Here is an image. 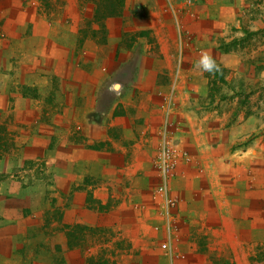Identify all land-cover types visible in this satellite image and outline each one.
<instances>
[{
	"label": "rangeland",
	"instance_id": "374dc122",
	"mask_svg": "<svg viewBox=\"0 0 264 264\" xmlns=\"http://www.w3.org/2000/svg\"><path fill=\"white\" fill-rule=\"evenodd\" d=\"M93 2L0 0L1 247L32 254L40 246L41 264H65L64 245L54 243L59 253L50 257L44 239L51 227L65 232L50 226L73 216L63 206L87 203L92 219L107 218L90 234L119 239L104 241L80 263L117 264L119 248L124 255L131 243V215L113 209L133 202V179L148 188L142 203L151 205L156 230L150 256L139 264H242L247 249L249 264L257 254L264 264V241L250 239L264 230V155L239 156L240 140L226 137L227 124L198 119L212 117L216 106L232 115L262 106L264 0H125L122 16L100 22ZM204 55L210 69L200 64ZM178 67L191 121L176 111ZM152 89L161 112L156 132H143L151 137L145 148L152 167L147 176L127 177L115 158L129 152L146 125L142 111L152 104ZM259 134L264 140V130L250 132L249 140ZM194 136L203 140L201 159ZM163 137L170 148L166 181ZM97 184L106 185L103 203L93 197ZM217 185L222 199L213 192ZM228 199L236 218L211 227L213 203L225 208ZM117 217L123 224L108 223ZM168 218L172 253L161 246Z\"/></svg>",
	"mask_w": 264,
	"mask_h": 264
},
{
	"label": "crops",
	"instance_id": "0c3cea01",
	"mask_svg": "<svg viewBox=\"0 0 264 264\" xmlns=\"http://www.w3.org/2000/svg\"><path fill=\"white\" fill-rule=\"evenodd\" d=\"M174 43L177 44V40L175 38ZM230 58H226L228 60ZM179 66V65H178ZM179 67L177 68V72L175 75V78L178 81V85L180 84V73H179ZM184 85V84H183ZM178 92H180L181 101L178 104L177 112L179 115L187 117V119H192V112L187 107V92L182 89V83L179 85ZM258 93V92H257ZM187 96V97H186ZM153 99V101H152ZM146 100H151L152 104L146 109L147 112L142 111V114H147L146 118H148L147 123L145 126H142L138 133V139L133 143L131 148L129 147V152L120 153L121 155L116 156L115 161L118 165H121L123 168L124 175L127 177H142L147 176L150 173L151 169V160L152 158H149V155H147V148H145L146 141H150V136L147 138H143V132L146 131L147 133H155L158 129L157 123L159 122L158 119L161 118V112L160 109L154 105V103L158 100L157 96V89L148 92V95L146 97ZM218 101L213 102V106L217 104ZM262 106H259V103H257L255 106L252 107V111L241 109L238 111L236 115L231 114V110L229 111H223L218 106L214 107L213 114L211 116L202 115L198 119H200V122L203 120H206L208 117L219 121L221 124L225 123L227 124L225 126V130H227V138L229 140H240V147L237 150V153L239 156L244 155L248 156V152L255 151L258 157H261L264 155V140H262L260 134L254 137V139L249 140L250 132L252 131H261L264 130V94L262 95V99L260 101ZM193 118H195V115H193ZM262 128V129H261ZM261 140V141H260ZM193 144L195 146V158H200V154L202 153V145L203 140L201 137L194 136L193 138ZM197 154V155H196ZM204 159L208 160L207 157H204ZM212 168V166H211ZM214 169V168H213ZM211 170V169H210ZM130 187L132 189L131 197L133 199V202H131L130 205L127 204H119L116 208L113 209L114 212L117 213H127L126 209H129L130 211V217L128 219V224L130 227V235L129 239L131 243L129 244V249H126V252L124 255H120L121 253V247L119 248V254L117 256L121 257V260H118L117 264H139L137 262V259L143 258V257H149L150 255V249L149 244L152 242L151 237H153L156 234V230H154L151 227V220L154 218L152 217V207L151 205H143L142 201L144 198V194H146L148 188L144 186V184H137L131 179L130 181ZM106 185L105 184H97L95 188L93 189V197L95 200L100 201L102 199V203L104 202L105 196H100V194H103ZM221 186H216L215 190L213 191L215 193V197L218 199H222L224 190ZM70 193V192H69ZM227 198V197H226ZM218 201V200H217ZM225 202V208H222L216 203H213L214 207V215L215 220L209 222V225L211 227L215 226H222L225 221L232 222L235 217V207L231 200H226ZM61 209H65L66 211L71 212L73 216L70 218H66V221L63 222L62 220L57 221L58 223H50V226H64L65 232L59 231L60 229L53 230L52 227L50 228L49 237L45 238L44 240H49L50 242V257L51 256H57L59 253V250L56 249V246L54 243L58 242L62 245H64V259L65 264H81L82 260L86 257L87 253L92 251H98L100 249L101 245H105L104 241L110 242L115 241L119 239V235L115 233L111 237H103L99 236L97 234L96 236L91 235L89 232V229L91 226H100L107 223V218H91V208L89 204L87 203H77V202H71L68 205L66 204ZM94 209V208H93ZM111 207L109 208L108 213L112 214V211H110ZM211 212L209 213V215ZM123 220L120 218H109V224L111 223L113 226L120 225ZM65 224V225H64ZM80 228V232H76L74 228ZM59 228V227H57ZM162 228V227H161ZM239 235V234H238ZM244 237H241L243 239ZM1 240V238H0ZM74 241H80V244L75 245ZM102 241V244L101 242ZM2 243L0 242V264H41L42 262V248L39 246L38 248L34 249V253L29 254L23 253L21 251H13V249H3L1 247ZM80 246V247H79ZM33 255V256H32ZM249 251L248 249L246 252L242 255V264H249ZM245 259V260H244ZM45 262V260H43ZM53 262V261H52ZM50 264H53V263ZM81 262V263H80Z\"/></svg>",
	"mask_w": 264,
	"mask_h": 264
},
{
	"label": "trees",
	"instance_id": "16d2710c",
	"mask_svg": "<svg viewBox=\"0 0 264 264\" xmlns=\"http://www.w3.org/2000/svg\"><path fill=\"white\" fill-rule=\"evenodd\" d=\"M94 1H95L94 18L99 20V22L106 19L109 16H122L126 3L125 0H94ZM91 21L89 20V22ZM250 239L251 240L259 239L261 241H264V230H262V225L260 226L259 231L254 232L253 235L250 236ZM260 256H262V254L255 255V258L252 257L251 264H259Z\"/></svg>",
	"mask_w": 264,
	"mask_h": 264
},
{
	"label": "built area",
	"instance_id": "2783aa9c",
	"mask_svg": "<svg viewBox=\"0 0 264 264\" xmlns=\"http://www.w3.org/2000/svg\"><path fill=\"white\" fill-rule=\"evenodd\" d=\"M162 140L163 141H162L161 155H160L161 160L159 161V166H160L161 174L163 175V179L166 181L168 171H169V164L166 160V155L169 154L170 148L167 145V142H166L164 137ZM165 199H166L167 203H169L168 201L170 200V198L167 196V194L165 196ZM166 226H167V232H166V236H165L164 240L161 241V246L172 253L173 245H172V234H171V222H170L169 218L167 220Z\"/></svg>",
	"mask_w": 264,
	"mask_h": 264
},
{
	"label": "clouds",
	"instance_id": "9594fccd",
	"mask_svg": "<svg viewBox=\"0 0 264 264\" xmlns=\"http://www.w3.org/2000/svg\"><path fill=\"white\" fill-rule=\"evenodd\" d=\"M200 64L205 68V69H210L212 67V62L210 60V57L207 55H204L201 58Z\"/></svg>",
	"mask_w": 264,
	"mask_h": 264
},
{
	"label": "water",
	"instance_id": "95a60500",
	"mask_svg": "<svg viewBox=\"0 0 264 264\" xmlns=\"http://www.w3.org/2000/svg\"><path fill=\"white\" fill-rule=\"evenodd\" d=\"M120 82H115L114 84H113V87L115 88V89H118L119 88V86H120Z\"/></svg>",
	"mask_w": 264,
	"mask_h": 264
}]
</instances>
